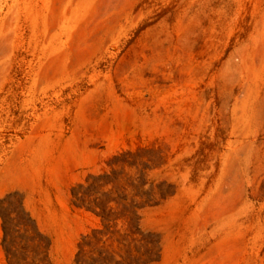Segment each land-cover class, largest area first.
Instances as JSON below:
<instances>
[{
    "label": "rangeland",
    "instance_id": "1",
    "mask_svg": "<svg viewBox=\"0 0 264 264\" xmlns=\"http://www.w3.org/2000/svg\"><path fill=\"white\" fill-rule=\"evenodd\" d=\"M0 264H264V0H0Z\"/></svg>",
    "mask_w": 264,
    "mask_h": 264
}]
</instances>
